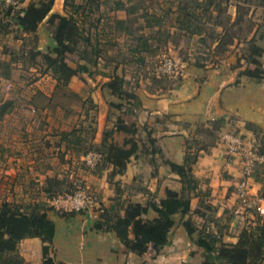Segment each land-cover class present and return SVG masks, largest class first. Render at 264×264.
Listing matches in <instances>:
<instances>
[{"label": "crops", "instance_id": "0c3cea01", "mask_svg": "<svg viewBox=\"0 0 264 264\" xmlns=\"http://www.w3.org/2000/svg\"><path fill=\"white\" fill-rule=\"evenodd\" d=\"M32 1L18 0V9L23 10ZM115 1L125 6L111 8ZM141 2L110 0V6L102 5L105 17L101 24L127 18L128 7L139 3V11L131 16L141 21L139 16L146 8L149 16L163 20L161 26L153 22L144 31L166 32L164 50L159 55L166 53L180 61L183 75L177 81L167 79L163 85L151 75L127 69L126 88L137 95L138 106L106 86L115 73L122 74L115 63L106 66L102 60L99 72L74 76L68 87L74 94L73 101L67 102L58 98L57 80L46 70L41 57L28 61V51L33 47L45 52L56 45L51 27L66 15L65 0H55L39 24L35 46L31 45L32 34L23 32L11 17L3 21L8 25L0 23V64L6 65L9 72L0 69V110L4 108L0 116V185L6 191L0 205L48 203L45 188L53 177L87 184L98 196L97 205L87 212L62 215L50 210L56 232L48 257L40 237L24 238L17 246L23 264H212L196 243L208 221L223 225L224 242L239 241L241 227L236 224L234 210L239 206L236 185L243 164L240 156L226 154L222 135L231 132L250 143L258 139L250 125L264 131V79L239 77L247 67H264V0H223L224 9L213 6L211 18H203L202 28L196 31L183 26L180 0ZM197 12L203 15L201 9ZM125 37L120 36V41ZM251 56L254 58L249 59ZM197 60L202 64H195ZM7 84L15 86L7 90ZM112 103L123 105L119 109ZM119 119L137 128L134 139L141 148L139 156L130 159L122 174L113 175L110 163L89 169L78 151L86 145L100 146L106 132H112L109 142L130 147L126 141L133 136L116 129ZM215 123H221L218 139L201 149L193 164L198 187L192 193V210L177 217L168 243L160 251L150 245L146 253L139 255L115 232L96 227L105 209L124 213L123 206L130 201H159L169 190L179 191L181 176L168 161L184 163L188 145L196 140L203 142L207 135L202 129ZM148 132L161 153L153 151ZM73 134L83 143H73ZM197 147L193 145L191 150ZM251 184L254 193L264 186L254 178ZM156 216L151 209L144 219ZM134 237L131 230L130 238Z\"/></svg>", "mask_w": 264, "mask_h": 264}, {"label": "trees", "instance_id": "16d2710c", "mask_svg": "<svg viewBox=\"0 0 264 264\" xmlns=\"http://www.w3.org/2000/svg\"><path fill=\"white\" fill-rule=\"evenodd\" d=\"M99 0H86V4H78L76 0H65L66 15L62 16L58 22L51 27V34L56 45L48 51L36 50L34 45L37 42V30L39 24L50 13L54 6L55 0H33L23 10H13L12 7L3 6L0 9V23L8 25L4 21L5 18L11 17V20L21 28L25 33L32 34L31 45L35 46L28 51L27 58L31 63L35 62L38 56L41 57L47 71L57 80V92L61 99L73 97L74 94L68 89L71 79L82 73L90 75L99 72V65L102 60L108 66L115 63L116 68L122 69V74L115 73L110 82L106 84L112 90V93L127 99L134 106L139 105V100L134 92L129 91L126 86L129 82L125 79L124 73L127 70V65H132L133 70L138 73L144 65L153 62L155 58L164 50V40L167 34L162 29L153 32L144 31V28L150 27L151 23L162 25L160 17L149 16L146 8L144 13L138 17L131 16L134 11H139L136 3L128 7V17L125 19L115 18L112 23H102L105 17L103 13L94 20L88 21V27L85 21L80 19L77 14L82 10L86 11L88 4V16L91 18L92 12L99 9ZM106 6H110V0H102ZM144 5L146 0H141ZM180 10L182 12V24L191 30L202 28L203 18L208 17L209 11L213 6L219 9H224L221 4L223 0H180ZM98 3V4H96ZM125 6L120 2H113L111 8ZM135 7V8H134ZM201 9L203 15L199 16L197 10ZM14 11V12H13ZM144 22V23H143ZM11 23V22H10ZM146 24V25H145ZM10 25V24H9ZM214 33L211 32L210 36ZM120 36H126L120 41ZM76 54L78 60L75 61V66L71 65L70 56ZM256 52L253 54L255 56ZM160 56V55H159ZM251 56L249 59H253ZM197 65L202 63L197 60ZM238 66H241L239 61ZM0 69L3 73L8 74V67L0 64ZM154 72H149L153 79H158L161 83H165L166 76H159ZM246 76L256 81L264 79V67L259 64L255 68L247 67L239 72V77ZM182 77V76H181ZM181 77L174 79L180 80ZM239 82V79L237 80ZM236 82V83H237ZM123 104L112 103L113 107L122 108ZM4 108L0 110V116ZM221 123H215L211 128H203L202 132L212 138L211 142L199 145L196 140L193 144L188 145V151L184 163L178 164L168 161L171 169L181 176L182 188L179 191L169 190L165 198L159 201L148 200L146 203L138 201H130L123 206L124 213L120 209H105L102 212L101 218L96 222L98 229L115 232L122 242L133 252L139 255L146 253L150 245H153L155 251H160L167 243L168 237L177 222L179 215H186L191 212V200L193 192L198 187V180L193 174V164L196 163L201 149H207L216 139H218L217 131L221 129ZM256 134L257 138L264 139V131L249 126ZM116 129L125 131L133 137L126 141V145L120 146L116 143L109 142L108 137L112 132L105 133L104 140L100 146H84L78 151V157L90 151H97L102 154V159L95 169L100 166L110 163L114 169L112 174H122L126 170L130 159L138 157L141 152L139 142L134 139L137 134V128L133 125L129 126L123 119L116 122ZM150 141L153 145V151L161 153L160 147L157 145L155 138H152L151 132ZM71 141L76 145L83 143L80 136L73 134ZM193 145H197V149L192 151ZM261 154H264V149H261ZM83 162V161H82ZM84 164V162H83ZM259 163L254 168L253 178L258 182H264V164L259 168ZM81 182L70 181L61 178H49L48 186L45 188V193L49 198L62 193L74 191ZM153 209L157 212V216L152 219H144V216ZM53 210L49 202L39 201L25 207L18 204L4 202L0 205V264H23V259L17 253L18 243L28 237H40L45 243L43 252L45 257H48L50 245L53 243L56 225L49 217V211ZM248 212H255L249 210ZM69 212L60 213L69 215ZM215 223L222 230L221 237L217 238L208 231V226ZM245 223V218H244ZM240 228L239 241L237 243H226L223 241V225L217 221L206 222L200 230L199 238L196 243L204 249L205 257L212 264L221 263H236V264H260L264 260V224H244ZM131 230L134 232V239L130 238Z\"/></svg>", "mask_w": 264, "mask_h": 264}, {"label": "built area", "instance_id": "2783aa9c", "mask_svg": "<svg viewBox=\"0 0 264 264\" xmlns=\"http://www.w3.org/2000/svg\"><path fill=\"white\" fill-rule=\"evenodd\" d=\"M3 6L12 7L15 11L19 8L18 0H0V9ZM156 73L159 76L176 79L183 75V66L180 61L164 53L159 57ZM11 87V84H7V89ZM222 139L225 144L226 154L240 156L242 159V177L236 185L239 207L234 210L236 224L241 227L244 223V211L255 210L259 213H264V194L252 192L251 184L254 168L257 163L264 162V154L258 152V139L247 143L241 136L231 132H224ZM80 158L89 169H95L102 159V154L97 151H90L81 155ZM48 202L50 207L58 213L87 212L97 205L98 196L91 186L80 183L74 191L58 194L50 198ZM208 231L217 238L221 237L222 230L215 223H211L208 226Z\"/></svg>", "mask_w": 264, "mask_h": 264}, {"label": "rangeland", "instance_id": "374dc122", "mask_svg": "<svg viewBox=\"0 0 264 264\" xmlns=\"http://www.w3.org/2000/svg\"><path fill=\"white\" fill-rule=\"evenodd\" d=\"M76 2L78 4H86V0H76ZM102 2H103L102 0H99L98 1V3H100L99 9L96 10V7H94L95 8V11L92 12L91 18L88 16V11H89L88 4L85 6L86 7V11L85 12H83V10H82L79 14H77V16L80 19H82V20L85 21V24H86L87 27H88V21H90V19L91 20L97 19L101 15V13H102V5L106 6V4H104ZM98 3H96V4H98ZM121 40H123V39L121 38ZM159 57L155 58L153 60V62H149L146 65H144L142 67V69H140V71L138 73L141 74V75H143V76H145V75H149V72H151V71L154 72L153 70H154V68L157 66V64L159 62ZM69 58H70V61L69 62L72 63L73 65H75L76 64L75 61L78 60V56L76 54H73ZM132 68H133L132 65H127V69L128 70H132ZM173 81H174V79H173ZM165 84L166 83H163V85H165ZM11 86L12 87L10 89H7V90H12L15 85L14 84H11ZM65 100L67 102H72L73 101V97L69 96ZM263 136L264 135H262V137ZM211 141H212V138L207 135L205 137V140H203L202 143H199V145H203V144H205L207 142H211ZM258 141H259L258 152H261V149H264V139L262 140L261 138L260 139L258 138ZM0 163L3 164L2 160H0ZM263 164H264V162L259 163V165H258L259 168H261ZM263 168L264 167H262L261 170ZM1 181L2 180H0V184L2 183ZM3 189L4 188H2L1 185H0V198H2V199L6 195V191L3 190ZM259 193L260 194H264V186L261 188V190L259 191ZM244 218H245V223L244 224H254V225L257 224V223L262 224V225L264 224V213H259V212L258 213H255V212H248V213H246L244 211Z\"/></svg>", "mask_w": 264, "mask_h": 264}]
</instances>
